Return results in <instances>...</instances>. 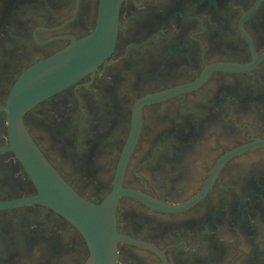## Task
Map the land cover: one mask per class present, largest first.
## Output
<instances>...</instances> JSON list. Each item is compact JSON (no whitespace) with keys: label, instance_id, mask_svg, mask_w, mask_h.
Here are the masks:
<instances>
[{"label":"flooded vegetation","instance_id":"1","mask_svg":"<svg viewBox=\"0 0 264 264\" xmlns=\"http://www.w3.org/2000/svg\"><path fill=\"white\" fill-rule=\"evenodd\" d=\"M99 3L0 0V264L89 255L60 213L16 202L36 189L5 107L29 66L94 32ZM21 119L79 196L122 190L115 264H264V0H122L109 54Z\"/></svg>","mask_w":264,"mask_h":264},{"label":"water","instance_id":"2","mask_svg":"<svg viewBox=\"0 0 264 264\" xmlns=\"http://www.w3.org/2000/svg\"><path fill=\"white\" fill-rule=\"evenodd\" d=\"M121 1L100 0L94 32L63 51L29 66L15 81L5 107L9 138L6 148L15 153L36 189L35 194L16 202L42 204L71 221L89 246V255L82 264H115L116 243L124 239L116 231L114 217L115 202L122 190H113L100 204L79 196L33 142L21 117L44 97L93 70L109 54L117 36ZM148 201L152 205H161L154 200Z\"/></svg>","mask_w":264,"mask_h":264}]
</instances>
